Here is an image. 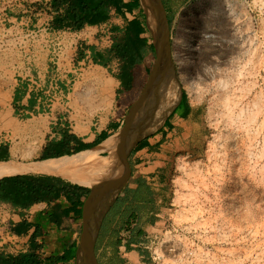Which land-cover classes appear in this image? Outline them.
I'll return each instance as SVG.
<instances>
[{
	"label": "rangeland",
	"instance_id": "obj_1",
	"mask_svg": "<svg viewBox=\"0 0 264 264\" xmlns=\"http://www.w3.org/2000/svg\"><path fill=\"white\" fill-rule=\"evenodd\" d=\"M164 1L173 19L176 80L155 104L162 106L158 118H153V104L140 115L143 120L148 116L143 135L161 122L182 91L202 108L205 130L175 160L166 224L133 243L144 251L139 264H264V0H233L231 6L223 0ZM6 10L31 21L4 22ZM36 10L34 0H0V23L7 27L0 26V82L6 85L24 68H39L52 58L46 47L55 42L37 31L40 25H30ZM23 60L28 64L22 65ZM147 77L144 73L136 98ZM93 80L85 101L92 110L103 111L114 87L104 77ZM165 96L172 102L163 107ZM8 99L0 88V103L5 106ZM96 116L90 110L66 113L67 129L82 134L83 125ZM53 122L0 111V148H9L7 161H39L53 136ZM128 236L114 239L121 249L110 263L123 264L120 254L128 251Z\"/></svg>",
	"mask_w": 264,
	"mask_h": 264
},
{
	"label": "crops",
	"instance_id": "obj_2",
	"mask_svg": "<svg viewBox=\"0 0 264 264\" xmlns=\"http://www.w3.org/2000/svg\"><path fill=\"white\" fill-rule=\"evenodd\" d=\"M34 1L37 2V14L30 24L32 27L51 25L54 17L64 11L62 7L53 9L52 0ZM123 3L124 5L118 8H108L106 18L91 26L96 33L99 26L110 23L112 32L117 35L123 32L130 22H137L142 27L140 37L147 41V50L143 61L133 70L131 89L125 90L117 78L121 63L109 52L111 47H99L98 43L92 40L86 42L84 47L80 43L77 66L71 72L56 74L53 64L46 59L39 68H24L21 76H13L10 85L0 82V88L9 96L5 106L0 103V111L11 112L29 121L40 117L56 121L52 126L53 136L48 138L43 149L48 143L62 138V127H69L66 113L90 110L99 114L96 116L98 120L93 118L91 123L83 125L85 132L75 134L85 146L90 147L89 149L98 147L111 134L119 133L124 126L129 109L136 100L135 93L140 81L144 73L148 74L154 58V49L152 50L149 18L142 1L123 0ZM5 17L9 18V21L31 19L25 14L16 15L9 11ZM21 64L25 66L28 63L23 60ZM88 70L97 72L94 77L99 76L102 81L103 77L106 82L111 81V87H114L111 104L103 111L92 110L85 101L89 95L87 89L96 84ZM204 130L202 108L192 104L186 94H180L161 122L135 146L129 157L130 177L115 195L102 219L95 245L98 264H112L110 260L116 257L118 249H121L120 246L114 245V239L127 229L131 230L125 246L128 251L121 253L120 257L124 261L123 264L141 262L144 251L136 248L137 245L133 243L144 240L147 234L158 231L166 224L169 207L172 205L171 182L175 160L179 154L187 151L193 142L201 138ZM47 176L63 179L53 175ZM81 200L85 201L86 198ZM16 208L29 213V223L33 228L32 237L37 234L34 240L40 239L42 242V258L57 257L66 250L76 249L75 258L70 261V264H76V252L82 230V207L75 200L60 196L51 202L41 201L29 207ZM63 211L68 212L66 216H63Z\"/></svg>",
	"mask_w": 264,
	"mask_h": 264
},
{
	"label": "trees",
	"instance_id": "obj_3",
	"mask_svg": "<svg viewBox=\"0 0 264 264\" xmlns=\"http://www.w3.org/2000/svg\"><path fill=\"white\" fill-rule=\"evenodd\" d=\"M122 5H124L123 0H52L53 9L62 7L64 11L54 17L51 27L54 30L64 28L81 30L86 25L91 26L98 20L105 19L108 8H118ZM164 5L168 12L169 7L165 1ZM172 20V17L169 16L170 26ZM140 33H142V27L139 23L130 22L123 32L115 36L109 50L121 63L117 78L125 90L132 88L133 70L143 61L146 54L147 41L140 37ZM181 94L185 95V92L182 91ZM89 148L66 128L62 130V138L48 143L37 160L71 156ZM8 154V147L1 148L0 162L7 161ZM89 192V187L79 186L64 179L47 175L16 174L0 179V201L21 208L41 201L51 202L60 196H64L68 200L73 199L82 207L84 201L81 199L86 198ZM81 212L82 210H80V216ZM67 213V211H63V216H66ZM25 228V223H21L15 228V231L22 233ZM35 235L37 234L32 237L31 249L28 253L14 258L0 256V264H70V261L75 258L76 249L66 250L57 257L42 258L38 251L40 246L34 240Z\"/></svg>",
	"mask_w": 264,
	"mask_h": 264
},
{
	"label": "water",
	"instance_id": "obj_4",
	"mask_svg": "<svg viewBox=\"0 0 264 264\" xmlns=\"http://www.w3.org/2000/svg\"><path fill=\"white\" fill-rule=\"evenodd\" d=\"M149 18L153 38L154 64L139 97L131 105L124 126L118 133L115 163L110 171L90 189L82 206V230L76 252V264H98L95 245L103 216L115 195L130 177L129 157L135 146L144 138L146 121L140 117L150 104L155 111L162 92L176 80L173 61L171 28L163 0H141Z\"/></svg>",
	"mask_w": 264,
	"mask_h": 264
},
{
	"label": "built area",
	"instance_id": "obj_5",
	"mask_svg": "<svg viewBox=\"0 0 264 264\" xmlns=\"http://www.w3.org/2000/svg\"><path fill=\"white\" fill-rule=\"evenodd\" d=\"M24 1V0H21ZM35 3H37L35 1ZM9 10H6L4 16ZM37 14V10L34 15ZM4 19V22L6 21ZM9 20V19H8ZM1 28L7 29L5 24L0 23ZM37 31L44 33L46 38H51V45H47L46 51L52 54L49 59L54 66L55 73H68L73 71L75 52L79 48L80 43L89 42L90 40L97 42L99 47L110 48L113 44L114 38L117 33L112 32L110 23L101 25L97 28L96 33L93 32V27L86 25L81 30H73L71 28H64L60 30L52 29L51 25H40ZM25 223V231L17 233L15 228ZM130 229L124 233L130 235ZM33 228L29 223V213L16 208L10 203L0 201V256L4 258H14L26 254L31 249ZM149 234L146 235V238ZM35 242L41 246L40 239ZM41 254V249L39 248Z\"/></svg>",
	"mask_w": 264,
	"mask_h": 264
},
{
	"label": "bare ground",
	"instance_id": "obj_6",
	"mask_svg": "<svg viewBox=\"0 0 264 264\" xmlns=\"http://www.w3.org/2000/svg\"><path fill=\"white\" fill-rule=\"evenodd\" d=\"M223 1L229 6H231L233 3V0ZM109 85L110 87L112 86L111 84ZM164 94H167V89ZM171 102L172 100L165 96L161 105H163V107H166ZM161 108L162 106H159V108H157L155 116L153 118H158V109ZM118 141V135H111V137L107 138L98 147L96 146V148L81 151L71 156H63L60 158H52L48 160H39L36 162L32 161L18 163L14 162V160L0 162V179L5 176L16 174H47L62 177L72 184L87 186L91 188L97 185L99 181L113 167L115 163V152ZM103 153H107V155L104 157L102 156ZM100 159H103V161L101 164H98V161H100Z\"/></svg>",
	"mask_w": 264,
	"mask_h": 264
},
{
	"label": "flooded vegetation",
	"instance_id": "obj_7",
	"mask_svg": "<svg viewBox=\"0 0 264 264\" xmlns=\"http://www.w3.org/2000/svg\"><path fill=\"white\" fill-rule=\"evenodd\" d=\"M163 3H164V0H163ZM166 9V8H165ZM166 13H167V17H168V21H169V13L166 11ZM170 24V23H169ZM170 28H171V26H170ZM150 34H151V32H150ZM151 39H152V46H153V38H152V34H151ZM154 60H155V57L153 58V60H152V63H151V66L149 67V69H148V75H149V73H150V71H151V69H152V67H153V64H154ZM148 78V77H147ZM147 81V80H146ZM141 93V92H140ZM140 95V94H139ZM139 95H138V97H139ZM137 97V98H138ZM136 98V99H137Z\"/></svg>",
	"mask_w": 264,
	"mask_h": 264
}]
</instances>
